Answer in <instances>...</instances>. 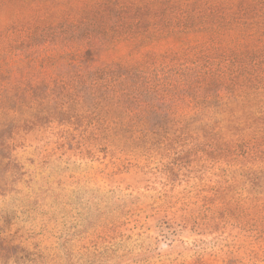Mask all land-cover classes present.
<instances>
[{
	"label": "rangeland",
	"instance_id": "rangeland-1",
	"mask_svg": "<svg viewBox=\"0 0 264 264\" xmlns=\"http://www.w3.org/2000/svg\"><path fill=\"white\" fill-rule=\"evenodd\" d=\"M100 1L0 0V57L23 42L24 32L11 28L57 22ZM169 1L199 8L219 0H144ZM227 4L223 18L205 22L210 30L195 19L198 30L162 34L142 49L222 62L244 49L264 50V7L246 13L238 0ZM131 49L122 41L99 56L108 62ZM189 122L174 143L180 160L106 145L93 127H23V145L12 152L19 180L0 195V218L7 215L23 240V264H264L263 200L246 179L247 171L264 174V166L236 157L239 144L264 152V129L244 120L238 127L224 114L211 137L200 121ZM206 143L224 151L207 155Z\"/></svg>",
	"mask_w": 264,
	"mask_h": 264
},
{
	"label": "trees",
	"instance_id": "trees-1",
	"mask_svg": "<svg viewBox=\"0 0 264 264\" xmlns=\"http://www.w3.org/2000/svg\"><path fill=\"white\" fill-rule=\"evenodd\" d=\"M227 2L192 8V3L181 7L170 1L158 7L144 0H103L57 22L11 28L24 37L0 57V195L19 180L12 152L23 145L17 136L28 123L68 122L84 126V133L93 127L99 135H92L106 145L174 160H180L174 143L193 119L211 137L217 134L213 123L224 114L237 119L238 127L244 120L250 128L264 129V50L244 49L222 62L212 54L183 60L142 49L162 34L198 30L195 19L223 18ZM238 5L249 13L264 7V0H238ZM122 41L132 45L128 53L102 60L101 51ZM206 145L207 155L224 151ZM238 146L236 157L264 166V152L256 145ZM246 175L264 205L262 170ZM10 228L7 215L0 218V264H23V240L19 229Z\"/></svg>",
	"mask_w": 264,
	"mask_h": 264
}]
</instances>
